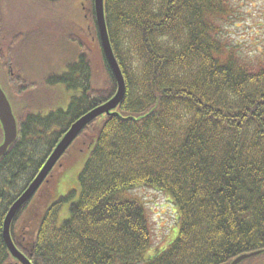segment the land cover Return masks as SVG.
<instances>
[{
	"label": "trees",
	"instance_id": "1",
	"mask_svg": "<svg viewBox=\"0 0 264 264\" xmlns=\"http://www.w3.org/2000/svg\"><path fill=\"white\" fill-rule=\"evenodd\" d=\"M237 1L105 0L126 94L63 155L77 143L74 152L89 150L69 217L57 223L77 191L46 199L62 157L13 219L12 239L33 264H228L264 250V49L244 54L227 39ZM85 9L108 86H94L84 44L42 81L72 92L65 108L23 106L18 138L0 159V264H17L3 237L9 208L70 126L117 92L94 0ZM38 81L17 72L12 93L22 99ZM138 187L168 193L179 215L177 238L153 254L145 205L127 196Z\"/></svg>",
	"mask_w": 264,
	"mask_h": 264
},
{
	"label": "rangeland",
	"instance_id": "2",
	"mask_svg": "<svg viewBox=\"0 0 264 264\" xmlns=\"http://www.w3.org/2000/svg\"><path fill=\"white\" fill-rule=\"evenodd\" d=\"M82 1L84 9L81 21L82 30L80 32L83 44L81 43L80 47L76 49L75 41L69 43L70 40L74 39L71 35L73 25L69 24L67 26V23H60L59 19L56 20L48 15V13L52 14L55 10L59 13L68 12L71 8L69 4H64L63 0L58 1L56 4L46 0H4L2 6L4 24L32 25H25L23 28L27 30L25 32L26 36L20 39V42L16 40L13 44L12 50H14L16 44H19V51L16 53L15 64L14 58L11 59L10 64L15 71L22 69L21 73L28 79L39 80V85L31 90L28 89L25 93H23L25 89H18V92L23 93L22 99H19L12 93V86L14 92L17 93L14 89V84L12 82L9 83L7 80L9 64L4 67L3 63L0 62V83L10 95L12 101L14 99L15 112L18 117H20L25 104H31L34 108L41 107L43 111L55 107L65 108L72 92L63 85L50 86L43 84V78L49 73L58 72L66 68L86 46L90 49V54H92L93 58L94 86L96 88L108 86L107 74L102 70L101 58L94 40L95 33L92 29V22L90 17L87 16L85 9L88 0ZM68 13L69 18L75 16V5H72V11ZM235 14L236 16L230 18L229 21L227 39L232 41V45H237L244 50V54L248 53L252 56H257L264 49V0H238ZM3 33L7 35V39L5 38L4 40V46L8 51L10 42L14 40V37L12 34H7L5 30ZM7 55L3 59L4 62L7 59L10 60L9 55ZM102 118L103 116L99 117L97 124H100ZM2 131L0 125V143L3 140ZM77 148L78 143L74 144L65 156H62L61 163L63 165L54 168L50 177L53 186L52 188H47L46 199L51 198V201L67 194L71 190L77 191L72 200L63 202L57 216L58 224L69 217L70 205L80 193L79 173L89 155V150L74 152ZM48 185L50 184H46V187ZM167 194L151 187H138L127 193V196L137 198L145 205L152 231V243L148 254H153L158 248V251H162L166 245L175 241L178 236L179 215L177 207L173 203L171 196ZM37 205L40 206L41 201ZM27 210L25 212L26 217L33 214L31 213L33 209L31 211L30 209ZM263 259L264 254L260 255V257L251 258L243 264H264Z\"/></svg>",
	"mask_w": 264,
	"mask_h": 264
},
{
	"label": "water",
	"instance_id": "3",
	"mask_svg": "<svg viewBox=\"0 0 264 264\" xmlns=\"http://www.w3.org/2000/svg\"><path fill=\"white\" fill-rule=\"evenodd\" d=\"M49 2H55L58 0H46ZM97 26L99 29V35L103 50L109 62V65L117 79L118 88L116 94L108 100L106 103L94 108L87 112L80 118H78L70 128L65 132L61 140L57 143L46 162L42 166L41 170L27 186V188L21 193V195L14 201L12 206L5 217L3 225V237L5 243L17 264H33L31 260L16 246L11 236V224L17 213L22 209L27 202L37 193L41 185L44 183L47 176L55 167L57 162L61 159L63 154L76 139V137L84 130V128L90 124L93 120L99 116L105 114H112L115 108L121 103L126 94V82L120 67V64L115 56L109 30L106 22L105 14V0H94ZM14 99L12 101L10 95L4 89L0 83V125L3 132V140L0 143V159L7 153L9 147L18 138V116L15 112ZM264 253V250H258L250 253H244L235 257L228 264H243L247 260L254 258Z\"/></svg>",
	"mask_w": 264,
	"mask_h": 264
},
{
	"label": "flooded vegetation",
	"instance_id": "4",
	"mask_svg": "<svg viewBox=\"0 0 264 264\" xmlns=\"http://www.w3.org/2000/svg\"><path fill=\"white\" fill-rule=\"evenodd\" d=\"M60 1H62V0H60ZM63 1H64V4H69L70 7H71L68 10V12L72 11V5H75L76 14H75L74 17H70L69 18V13L68 12L59 13L56 10L52 14L48 13V15H49V17L55 18L56 20L59 19L60 23H62V22L63 23H67L66 24L67 26L69 24L73 25V29L72 30L70 29V30L72 32L71 35L73 36L74 39L72 38L73 40H70L69 43H73V41H75L76 42V49H78L80 47L81 43L83 44L82 34L80 32L82 30L81 21H82L83 9H84L83 8V1L82 0H63ZM3 2H4V0H0V62L3 63L4 67L7 64H9L8 73H7V71H5V72L8 75L7 80L10 83L11 78L13 79L17 72L23 71L22 69L19 70V71H15V69H13L12 65L10 64L11 61H12L11 60L12 58H14V64H15V62H16V53L19 51V44L15 45L14 50H12V46L15 43L16 40L18 42L20 39H22L24 36H26L25 32L27 30L25 28H23V27L25 25H28V26H32V25H29V24H22V25L21 24H17V25H14L12 23L4 24V21L2 20V17H3V14H2ZM56 3H58V1L54 2V4H56ZM67 7H68V5H67ZM56 12H58V13H56ZM6 26H10V27H6ZM4 30L6 31L7 34H12V36L14 37V40L10 42V49L8 51H7V48H5V46H4V40H5V38L7 39V35L3 33ZM80 50H81V48H80ZM6 54L9 55L10 60L7 59L4 62L3 59L6 56Z\"/></svg>",
	"mask_w": 264,
	"mask_h": 264
}]
</instances>
